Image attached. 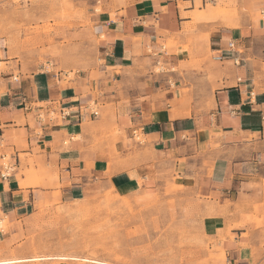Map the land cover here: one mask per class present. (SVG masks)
I'll use <instances>...</instances> for the list:
<instances>
[{
	"label": "crops",
	"instance_id": "1",
	"mask_svg": "<svg viewBox=\"0 0 264 264\" xmlns=\"http://www.w3.org/2000/svg\"><path fill=\"white\" fill-rule=\"evenodd\" d=\"M100 3L95 55L72 77L1 74L0 163L14 169L0 180V264L31 258L26 220L97 187L151 195L175 179L224 204L264 179V0ZM232 234L219 245L248 264L245 232Z\"/></svg>",
	"mask_w": 264,
	"mask_h": 264
},
{
	"label": "rangeland",
	"instance_id": "2",
	"mask_svg": "<svg viewBox=\"0 0 264 264\" xmlns=\"http://www.w3.org/2000/svg\"><path fill=\"white\" fill-rule=\"evenodd\" d=\"M96 1L0 0V85L11 69L18 76L84 68L95 55L91 12L102 11ZM249 186L248 195L224 204L175 179L151 195L97 187L83 199L52 202L24 222L27 259L37 260L16 264H231L219 242L239 229L241 246L253 254L248 264H264V179Z\"/></svg>",
	"mask_w": 264,
	"mask_h": 264
},
{
	"label": "built area",
	"instance_id": "3",
	"mask_svg": "<svg viewBox=\"0 0 264 264\" xmlns=\"http://www.w3.org/2000/svg\"><path fill=\"white\" fill-rule=\"evenodd\" d=\"M230 48H233V43H230ZM217 59H220V57H217ZM135 138L138 137V133L135 132L134 133ZM0 180H7L14 169V164H12V162L6 158V156H1V163H0Z\"/></svg>",
	"mask_w": 264,
	"mask_h": 264
},
{
	"label": "bare ground",
	"instance_id": "4",
	"mask_svg": "<svg viewBox=\"0 0 264 264\" xmlns=\"http://www.w3.org/2000/svg\"><path fill=\"white\" fill-rule=\"evenodd\" d=\"M140 136V134L138 133V137ZM138 137H136L138 139ZM60 259H66L65 257H59ZM37 259H21V260H15V261H8V262H4L1 264H16V263H22V262H28V261H35ZM87 262H91V263H96V264H108V263H104V262H99L96 260H89V259H84Z\"/></svg>",
	"mask_w": 264,
	"mask_h": 264
}]
</instances>
